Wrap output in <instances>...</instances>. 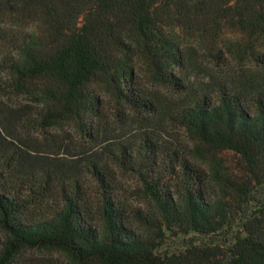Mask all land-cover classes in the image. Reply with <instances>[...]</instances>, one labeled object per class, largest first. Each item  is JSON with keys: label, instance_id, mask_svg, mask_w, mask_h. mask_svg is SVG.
<instances>
[{"label": "trees", "instance_id": "1", "mask_svg": "<svg viewBox=\"0 0 264 264\" xmlns=\"http://www.w3.org/2000/svg\"><path fill=\"white\" fill-rule=\"evenodd\" d=\"M226 29L263 40L264 0H0V264H264V198L250 206L264 187V54L235 70ZM188 31L216 62L203 87L187 75ZM165 124L206 168L161 145L151 128ZM118 170L137 176L143 208L120 202ZM238 220L226 251L156 253L166 231Z\"/></svg>", "mask_w": 264, "mask_h": 264}, {"label": "rangeland", "instance_id": "2", "mask_svg": "<svg viewBox=\"0 0 264 264\" xmlns=\"http://www.w3.org/2000/svg\"><path fill=\"white\" fill-rule=\"evenodd\" d=\"M196 37L197 35L195 32L188 31L183 33L180 39L188 47L193 56V62L190 65L187 75L190 77L195 86L203 87L208 82H210L213 70L216 69V62H214L213 56L210 53V44L197 43L195 39ZM221 44L226 47L229 45L231 48L240 50V57H237V54L234 53L230 59L231 66L235 70L240 69L243 66H247V68H254L252 64V61L254 60L253 54H264V39L260 41H257L256 39L249 41L244 35L235 29L224 30L221 35ZM206 45L209 47L207 48ZM241 57H243V60L240 59ZM151 129L152 131H156L157 138L162 146L177 148L181 151L183 156L191 157V143L184 129L174 124H165L156 127L154 126ZM136 134L139 133H135V135ZM28 138L29 140H32V144L36 148H41L37 142V139L39 138L37 133L30 135ZM74 138L75 141L78 140L76 134H74ZM56 152L57 151L54 150H44V152L40 153L52 162H58L67 165L77 163V165L81 167L82 158L80 155L75 156L74 154L76 153L70 154L66 153L67 151H60L59 153L57 152L58 154ZM98 152L99 149L97 148L91 151L93 154ZM33 154H36V152ZM219 157L223 160L225 167L228 170H233L235 168L236 157L232 153L225 152L220 154ZM191 159L196 165L206 168L205 165H201V163L192 157ZM116 179L117 194L119 196L120 202L128 207L129 210L143 208L145 199L137 192V189L140 186L137 176L131 172L118 170L116 172ZM263 193L264 187L260 188V191L255 194L256 199L250 205L251 211L257 210L258 206H260V201L264 198ZM239 235H243L240 220L236 221L234 225L227 227L221 232L211 236L200 235L196 232H191L186 235L166 231L165 237L160 242V246L157 248L156 253L162 257L172 254H182L195 246H216L226 251L235 242V239Z\"/></svg>", "mask_w": 264, "mask_h": 264}]
</instances>
